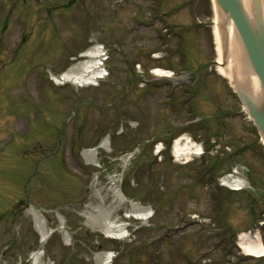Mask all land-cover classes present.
Here are the masks:
<instances>
[{"label":"rangeland","instance_id":"1","mask_svg":"<svg viewBox=\"0 0 264 264\" xmlns=\"http://www.w3.org/2000/svg\"><path fill=\"white\" fill-rule=\"evenodd\" d=\"M187 1L166 0L175 29L162 43L152 0H0V62L21 52L8 67L0 64V142L12 141L0 153V264H32L30 255L39 249L43 264H97L96 256L106 251L118 252L115 264H221L222 254L213 245L223 222L232 233L227 263H240L235 234L264 220V154L213 64L209 1ZM179 2L184 5L178 8ZM139 20L143 25L135 28ZM95 45L103 47L108 75L97 87H60L51 81L50 75H60ZM156 53L161 58H153ZM156 67L174 73L181 87L175 95L150 79ZM142 76L149 84L142 85ZM186 97L193 106L185 104ZM180 135L204 144L219 175L242 167L248 189L239 194L224 189V202L216 208L202 178L200 169L207 167L202 161L177 163L166 149L155 156L157 144L164 148ZM104 137L105 149L86 166L81 152ZM59 150L72 177L59 169ZM130 204L149 207L152 217L133 218ZM32 208L52 231L44 245L38 243ZM58 214L67 233L59 230ZM182 215L191 222L181 221ZM106 217L127 232L142 229L123 246L115 245L98 230ZM240 264H264V259Z\"/></svg>","mask_w":264,"mask_h":264},{"label":"bare ground","instance_id":"2","mask_svg":"<svg viewBox=\"0 0 264 264\" xmlns=\"http://www.w3.org/2000/svg\"><path fill=\"white\" fill-rule=\"evenodd\" d=\"M240 5L242 6L244 12L250 19L253 20L254 14L251 6V0H239ZM213 34L215 38L216 45V54H217V72L220 76L226 78L228 82H232L234 77L240 75L242 71L246 69V61L244 58V53L240 49V41L239 36L234 28V26L230 25V21L227 20L225 24L223 21L214 18L213 21ZM224 25V28H223ZM223 37L224 43L222 44V48L220 47V35ZM99 48H92L89 50L88 58L89 61L82 63L78 68L72 67L68 71H66L61 77L55 79L57 83L64 84L65 82L72 83L77 87H84L91 85V83L95 82L100 75V63L101 59ZM88 52V51H87ZM223 54V56H222ZM99 70V71H98ZM167 72L164 73L166 75ZM253 88L255 94L258 96V87L259 83L257 78L252 77ZM105 144L102 142L98 148H103ZM90 149L82 152V156L85 159L87 164H92L94 162V157L96 155V150ZM173 155L176 157V160L179 161L181 159L185 160L193 155L199 154V150L195 147L191 142H189L185 137H180L176 139L172 145ZM229 184L232 187H240L242 185V181L233 176V178H229ZM131 212L139 216L141 219H148L150 212L147 208H143L140 206H131ZM33 221L36 231L39 235V242L44 243L48 238L50 232L46 229L44 224V219L41 215H39L36 211H32ZM109 213H105L104 215L108 216ZM106 220L98 221L99 230L107 237L110 238H121L124 236V229L122 224H117V221L109 220L107 217ZM93 222V221H92ZM240 248L242 249L244 255H254V256H264V249L260 244H255L253 240H251L247 235L244 237L243 242L240 244ZM98 258L99 264H108L110 261V256L107 254H102ZM39 253H35L32 255L33 263L36 264L38 262Z\"/></svg>","mask_w":264,"mask_h":264},{"label":"water","instance_id":"3","mask_svg":"<svg viewBox=\"0 0 264 264\" xmlns=\"http://www.w3.org/2000/svg\"><path fill=\"white\" fill-rule=\"evenodd\" d=\"M220 15L230 19L241 37L242 47L248 57V67L258 78L260 94L257 99L254 88L249 80L238 79L237 88L242 103L258 126L264 137V21L260 0H253L255 14L258 16L256 29L252 27L245 13L240 7L239 0H216Z\"/></svg>","mask_w":264,"mask_h":264}]
</instances>
